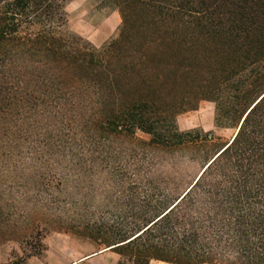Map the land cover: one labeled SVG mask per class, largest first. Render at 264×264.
I'll list each match as a JSON object with an SVG mask.
<instances>
[{
    "label": "trees",
    "instance_id": "trees-1",
    "mask_svg": "<svg viewBox=\"0 0 264 264\" xmlns=\"http://www.w3.org/2000/svg\"><path fill=\"white\" fill-rule=\"evenodd\" d=\"M69 1L0 0V158L26 141L73 167L88 140L144 133L139 222L87 237L118 264H264V0H98L120 16L100 47L67 28ZM201 101L230 140L179 129Z\"/></svg>",
    "mask_w": 264,
    "mask_h": 264
},
{
    "label": "rangeland",
    "instance_id": "rangeland-1",
    "mask_svg": "<svg viewBox=\"0 0 264 264\" xmlns=\"http://www.w3.org/2000/svg\"><path fill=\"white\" fill-rule=\"evenodd\" d=\"M65 9L67 28L94 46L116 36L120 16L116 10L99 8L98 0H70ZM177 124L183 131L199 128L211 132L219 144L236 132L230 124L216 123L214 105L209 101L180 113ZM136 138L147 141L150 137L137 132L135 137L115 135L97 143L88 140L84 162L73 167L56 158L40 164L33 145L26 141L9 161L0 158V264L29 253L42 257L48 246L55 248V264H64L78 255L73 247L83 252L104 248L102 239L93 238H101L105 228L112 232L134 228L145 199V193L135 189L140 181L138 168L152 159L140 160ZM181 167L195 174L199 165L184 163ZM162 170H168V165Z\"/></svg>",
    "mask_w": 264,
    "mask_h": 264
},
{
    "label": "crops",
    "instance_id": "crops-1",
    "mask_svg": "<svg viewBox=\"0 0 264 264\" xmlns=\"http://www.w3.org/2000/svg\"><path fill=\"white\" fill-rule=\"evenodd\" d=\"M78 254L72 260L64 264H118L120 255L110 248H101L89 252L80 251L79 248L73 247ZM25 264H55V248L48 246L42 257L32 256ZM150 264H168L162 261L153 260Z\"/></svg>",
    "mask_w": 264,
    "mask_h": 264
}]
</instances>
